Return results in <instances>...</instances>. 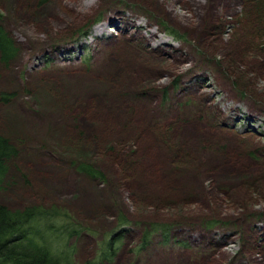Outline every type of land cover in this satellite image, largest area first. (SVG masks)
I'll return each instance as SVG.
<instances>
[{"label": "rangeland", "instance_id": "374dc122", "mask_svg": "<svg viewBox=\"0 0 264 264\" xmlns=\"http://www.w3.org/2000/svg\"><path fill=\"white\" fill-rule=\"evenodd\" d=\"M260 2L0 0V204L66 209L77 264H264Z\"/></svg>", "mask_w": 264, "mask_h": 264}, {"label": "trees", "instance_id": "16d2710c", "mask_svg": "<svg viewBox=\"0 0 264 264\" xmlns=\"http://www.w3.org/2000/svg\"><path fill=\"white\" fill-rule=\"evenodd\" d=\"M260 3L259 0V6ZM252 7L254 12L261 8L256 2ZM14 48L12 39L0 22V59L9 60L15 52ZM3 98L6 97L0 95V99ZM19 153L18 145L0 132V187L7 183L10 167H14ZM75 169L77 172L84 171L88 176L104 177L90 164L83 163ZM69 219L64 208L51 206L49 209L28 207L13 210L0 204V264H77L74 260L76 249L71 241L81 235L82 229L75 224L72 226ZM121 237V232L110 236L98 256L83 264L111 261L117 252L118 246L115 245Z\"/></svg>", "mask_w": 264, "mask_h": 264}, {"label": "bare ground", "instance_id": "6f19581e", "mask_svg": "<svg viewBox=\"0 0 264 264\" xmlns=\"http://www.w3.org/2000/svg\"><path fill=\"white\" fill-rule=\"evenodd\" d=\"M154 48L160 49V47H159L158 45H155ZM105 68H106V66H105ZM70 84H71L70 87L73 88L74 90L77 89V88H79V87H82V86H83L81 83H79V82H77V81H75V82L70 81ZM80 93H81V92H80ZM75 97H76V96H75ZM11 121H13V122L16 121V122H18V120H17L16 118H12ZM16 130H18V129H16ZM211 159H212V158H208V160H210V161H211Z\"/></svg>", "mask_w": 264, "mask_h": 264}]
</instances>
